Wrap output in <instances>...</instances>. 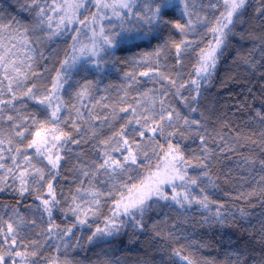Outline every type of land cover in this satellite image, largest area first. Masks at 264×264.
<instances>
[{
    "label": "snow or ice",
    "instance_id": "snow-or-ice-1",
    "mask_svg": "<svg viewBox=\"0 0 264 264\" xmlns=\"http://www.w3.org/2000/svg\"><path fill=\"white\" fill-rule=\"evenodd\" d=\"M17 6L0 14V264H130L122 235L134 264H221L183 226L264 207V0ZM230 49L250 85L235 112L211 93L236 79L217 80ZM250 235L222 264H264V215Z\"/></svg>",
    "mask_w": 264,
    "mask_h": 264
},
{
    "label": "trees",
    "instance_id": "trees-1",
    "mask_svg": "<svg viewBox=\"0 0 264 264\" xmlns=\"http://www.w3.org/2000/svg\"><path fill=\"white\" fill-rule=\"evenodd\" d=\"M255 4L258 0H252ZM24 0H19V4H23ZM0 14L3 15H13L17 19H24L26 17V12H20L17 6V0H0ZM239 31V29H238ZM236 48H240L241 51L245 52L246 49L251 47L250 43L240 41L238 38L233 41ZM235 58V53L230 49L226 54L224 60L220 65V70L218 73L217 80L227 79L228 76L236 77L234 80H230L225 86H221L217 83L216 86L211 90L212 95L218 100L221 106H228L231 108L232 112L236 111L235 105L241 103V101L248 99L250 93L248 88L250 87L247 80L244 79V68L243 66H233V59ZM121 76L115 72L110 73V80L105 82L119 83ZM252 85H255L254 91L259 92V84L257 81H252ZM249 104L251 105V100L249 99ZM258 107V105H257ZM239 116V114H237ZM241 123L244 119H248L247 114L240 118ZM235 160H239V156H234ZM224 164V171L232 170L235 175V164L231 160L222 161ZM10 199L7 193H0V201H6ZM255 207H247V217L245 220H237L236 224L227 227H212L200 226L197 222L195 227L192 228L189 225H184L189 229V232H195V239L202 242H208L212 245L211 248L205 250V255L210 259H215L220 261L224 260L227 254H230L233 249H240L245 247V245H254L255 241L252 239L250 232L253 229L258 228L260 219L264 215V207H261L259 202H254ZM248 229V231H245ZM130 235V234H129ZM140 240L146 239L143 236L139 237ZM86 249L89 246H85ZM119 255L125 257L130 264L138 258L145 257V249L140 246L138 242L129 243V236H121L118 242ZM155 251V250H153ZM95 250L79 251L77 259L92 260L95 259ZM160 254L155 253V259L158 261L160 259ZM166 259V257H165Z\"/></svg>",
    "mask_w": 264,
    "mask_h": 264
}]
</instances>
